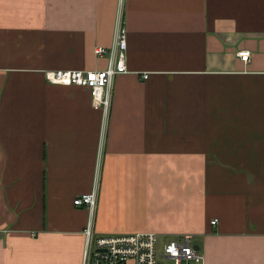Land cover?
Masks as SVG:
<instances>
[{
    "label": "crops",
    "instance_id": "obj_1",
    "mask_svg": "<svg viewBox=\"0 0 264 264\" xmlns=\"http://www.w3.org/2000/svg\"><path fill=\"white\" fill-rule=\"evenodd\" d=\"M118 20L105 114L45 73L104 69ZM90 221L264 264V0H0V264H81Z\"/></svg>",
    "mask_w": 264,
    "mask_h": 264
},
{
    "label": "built area",
    "instance_id": "obj_2",
    "mask_svg": "<svg viewBox=\"0 0 264 264\" xmlns=\"http://www.w3.org/2000/svg\"><path fill=\"white\" fill-rule=\"evenodd\" d=\"M126 49L127 31L118 20L112 43L94 48L96 56L107 57L104 69H58L47 71L45 77L50 83L87 87L93 105L101 107L106 114L110 107L114 78L128 71ZM237 55L243 61L250 58V52L246 49ZM95 196V191L81 194L73 199V204L93 209ZM216 223L217 219L211 220V224ZM84 236L81 264H166V261L169 264H205L203 254L190 234L170 238L162 235V239L154 232L95 235L90 221L84 228Z\"/></svg>",
    "mask_w": 264,
    "mask_h": 264
},
{
    "label": "rangeland",
    "instance_id": "obj_3",
    "mask_svg": "<svg viewBox=\"0 0 264 264\" xmlns=\"http://www.w3.org/2000/svg\"><path fill=\"white\" fill-rule=\"evenodd\" d=\"M159 258L161 259V256H159ZM166 264H169V261H166Z\"/></svg>",
    "mask_w": 264,
    "mask_h": 264
}]
</instances>
